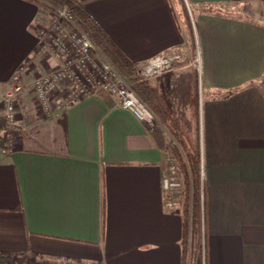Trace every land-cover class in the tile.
Wrapping results in <instances>:
<instances>
[{
  "label": "crops",
  "instance_id": "1",
  "mask_svg": "<svg viewBox=\"0 0 264 264\" xmlns=\"http://www.w3.org/2000/svg\"><path fill=\"white\" fill-rule=\"evenodd\" d=\"M79 1L132 64L198 47L200 66L142 81L167 113L154 129L104 91L61 111L60 88L51 119L22 95L20 137L0 153V264H183V207L163 185L176 138L201 152L206 264H264V16L228 10L264 0ZM54 15L0 0V105L15 74L30 84L58 67L37 32Z\"/></svg>",
  "mask_w": 264,
  "mask_h": 264
},
{
  "label": "built area",
  "instance_id": "2",
  "mask_svg": "<svg viewBox=\"0 0 264 264\" xmlns=\"http://www.w3.org/2000/svg\"><path fill=\"white\" fill-rule=\"evenodd\" d=\"M53 9V20L49 24L39 25L37 32L41 49L52 52L58 67L30 84H26L19 73L14 75L0 105V134L5 137L0 153H8L15 148L12 131L17 124L18 101L28 91L33 92L47 119L54 115L51 97L62 87L65 94L58 103L61 111L77 98L104 91L115 97L117 107L130 111L140 122L154 129L158 121L153 111L133 89L129 79L95 48L71 9L67 6ZM188 60L185 52L174 50L135 65L132 72L140 80L147 81L173 71L177 63ZM193 63L200 66V55ZM183 180L179 163L168 155L163 185L169 207L183 195Z\"/></svg>",
  "mask_w": 264,
  "mask_h": 264
},
{
  "label": "trees",
  "instance_id": "3",
  "mask_svg": "<svg viewBox=\"0 0 264 264\" xmlns=\"http://www.w3.org/2000/svg\"><path fill=\"white\" fill-rule=\"evenodd\" d=\"M40 7L51 6L62 8L67 6L79 20L81 29L89 36L95 48L131 82L133 89L144 100L143 82L133 72L132 64L114 42L94 22L79 0H31ZM157 100V99H156ZM149 106L153 113L167 121V113L162 105ZM168 118V117H167ZM172 132V131H171ZM174 135V133H172ZM176 138V137H175ZM179 146L171 150L173 159L179 163L184 177V207H183V264H206L207 262V231H206V203L205 185L202 167V157L199 148L189 149L176 138ZM192 206V208H191ZM194 207V210H193Z\"/></svg>",
  "mask_w": 264,
  "mask_h": 264
},
{
  "label": "rangeland",
  "instance_id": "4",
  "mask_svg": "<svg viewBox=\"0 0 264 264\" xmlns=\"http://www.w3.org/2000/svg\"><path fill=\"white\" fill-rule=\"evenodd\" d=\"M229 10V12H235L236 14H239L240 16L242 15L243 17H251V18H253V19H262L261 17H263L264 16V10H262V9H259L258 7H255V6H249V7H234V8H229L228 9ZM263 21H264V18H263ZM193 43H194V46H196L197 45V42H196V38L194 37V39H193ZM200 51H199V48L197 47V51H196V55H193V54H187L188 55V57H189V59H191V57L193 58V60L196 58L195 56H198V55H200V53H199ZM127 77V76H126ZM128 79V78H127ZM18 109V108H17ZM156 116V115H155ZM17 119H18V110H17ZM0 128L2 129V127H1V125H0ZM0 129V130H1ZM54 131V130H53ZM13 132V134H14V141L17 143L18 142V139H19V134H18V132L14 129V131H12ZM0 133H1V131H0ZM0 140H1V144H0V149H1V147H3L4 146V143H5V137L4 136H2L1 134H0ZM173 143V147L174 148H178V146H179V144H178V146H177V144L173 141L172 142ZM16 146V145H15ZM195 146H192V147H190L189 149H193ZM183 174V173H182ZM183 179H184V177H183ZM184 181V180H183ZM183 194H184V191H183ZM178 199H179V203H180V205L182 206V207H184V198H183V195L181 196V197H178ZM177 200V199H176ZM191 208H192V206H191ZM193 210H194V207H193Z\"/></svg>",
  "mask_w": 264,
  "mask_h": 264
}]
</instances>
